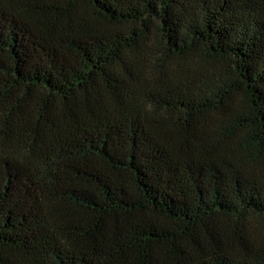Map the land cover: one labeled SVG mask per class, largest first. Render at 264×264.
I'll list each match as a JSON object with an SVG mask.
<instances>
[{"label": "trees", "instance_id": "1", "mask_svg": "<svg viewBox=\"0 0 264 264\" xmlns=\"http://www.w3.org/2000/svg\"><path fill=\"white\" fill-rule=\"evenodd\" d=\"M0 264H264V0H0Z\"/></svg>", "mask_w": 264, "mask_h": 264}]
</instances>
